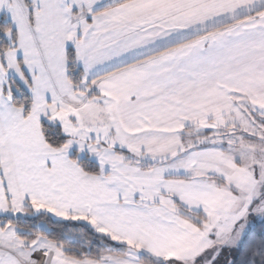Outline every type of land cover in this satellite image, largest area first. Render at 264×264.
Instances as JSON below:
<instances>
[{"label": "snow or ice", "instance_id": "1", "mask_svg": "<svg viewBox=\"0 0 264 264\" xmlns=\"http://www.w3.org/2000/svg\"><path fill=\"white\" fill-rule=\"evenodd\" d=\"M0 264H264V0H0Z\"/></svg>", "mask_w": 264, "mask_h": 264}]
</instances>
